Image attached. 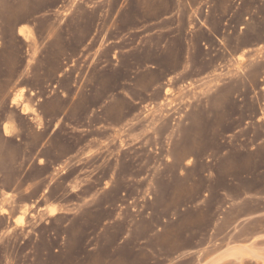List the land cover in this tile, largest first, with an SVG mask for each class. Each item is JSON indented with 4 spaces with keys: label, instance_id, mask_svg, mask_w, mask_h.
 I'll list each match as a JSON object with an SVG mask.
<instances>
[{
    "label": "rangeland",
    "instance_id": "obj_1",
    "mask_svg": "<svg viewBox=\"0 0 264 264\" xmlns=\"http://www.w3.org/2000/svg\"><path fill=\"white\" fill-rule=\"evenodd\" d=\"M249 242L223 264H264V0H0V264Z\"/></svg>",
    "mask_w": 264,
    "mask_h": 264
},
{
    "label": "crops",
    "instance_id": "obj_2",
    "mask_svg": "<svg viewBox=\"0 0 264 264\" xmlns=\"http://www.w3.org/2000/svg\"><path fill=\"white\" fill-rule=\"evenodd\" d=\"M174 34H173V39H175L176 41L183 40L186 41L187 45L189 44V51L192 53V50L194 48V45L196 44V39H195V35L191 34L188 35L187 32L186 34H184L183 32H180L178 30V28L174 29ZM193 46V48H192ZM158 50V57H159V64L162 61L163 55L166 54L168 52V48L166 44H162L159 47H157ZM191 55V54H190ZM192 67L191 64V59L186 58L185 62H181L180 66L175 70L176 73L183 75L185 74L188 70H190ZM257 243H253V242H249V243H242V244H234V245H230L229 247L223 248L220 251H218L216 254L213 255L212 258L208 259V260H203L201 264H223L226 261H230L233 259V257H231L230 255L232 253H236L239 251H244L245 253L249 254V252L251 253V248L253 246H257ZM250 255V254H249ZM244 261H252L251 258H245Z\"/></svg>",
    "mask_w": 264,
    "mask_h": 264
},
{
    "label": "built area",
    "instance_id": "obj_3",
    "mask_svg": "<svg viewBox=\"0 0 264 264\" xmlns=\"http://www.w3.org/2000/svg\"><path fill=\"white\" fill-rule=\"evenodd\" d=\"M187 85H186V87H189L190 86V83H188ZM168 90H173V88L170 87V88H168L166 90V95L170 99L167 100V102H166L167 104L165 106H162V107H164L163 108V112H166L165 114L175 113V118L176 119H178V118L180 119V115H178V111L175 109V104L173 102L174 101V99H173V92H171V93L168 94L167 93ZM154 108H155V106H152L150 109L153 110ZM159 108H160V106L158 107V109Z\"/></svg>",
    "mask_w": 264,
    "mask_h": 264
},
{
    "label": "bare ground",
    "instance_id": "obj_4",
    "mask_svg": "<svg viewBox=\"0 0 264 264\" xmlns=\"http://www.w3.org/2000/svg\"><path fill=\"white\" fill-rule=\"evenodd\" d=\"M22 32L24 33V30H22ZM16 100H17V99H16ZM24 111H25L26 113H29L28 108H25ZM8 130H9V131H8ZM8 130H7V131H8V133H9V132H10V129H8ZM56 212H57L56 208H52V209H51V214H52V215L56 214Z\"/></svg>",
    "mask_w": 264,
    "mask_h": 264
}]
</instances>
